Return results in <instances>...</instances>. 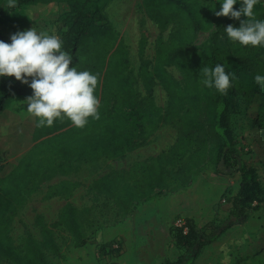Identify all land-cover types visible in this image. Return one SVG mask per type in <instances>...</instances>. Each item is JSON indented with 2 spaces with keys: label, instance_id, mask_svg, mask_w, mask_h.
Here are the masks:
<instances>
[{
  "label": "trees",
  "instance_id": "1",
  "mask_svg": "<svg viewBox=\"0 0 264 264\" xmlns=\"http://www.w3.org/2000/svg\"><path fill=\"white\" fill-rule=\"evenodd\" d=\"M109 1L16 0L15 7L63 3L65 12L55 35L62 41V49L73 57L70 67L99 73L93 94L99 100L100 119L88 118L83 128L74 127L67 119L37 127L38 118L30 114L29 124L22 123L18 129L10 126L19 141L10 159L3 161L4 152L0 150V259L10 264H51L46 252H58L54 226H61L75 247L82 246L87 239L80 211L65 199L51 224H45L40 216L34 218L39 239L27 235L19 247L12 244L6 231V215L19 204L23 191L34 178L51 169L55 160L122 158L142 142L154 123L174 128V140L166 151L91 181L92 192L107 200L120 218L131 214L138 203L185 187L204 163L215 174H238L235 193L226 196L224 189L219 197L229 203L224 221L217 218L218 201L211 207V218L201 226L191 218H183L171 233L172 243L182 251L174 260L165 259L162 264H193L202 247L225 230L242 224L248 213L264 202V186L256 170L237 151L230 123L239 95H254L258 102H264V88L254 80L257 74L264 76V63L253 47L232 42L231 48L225 49L220 41L221 36L229 40L224 30L228 24L239 27L240 20L246 17H217L214 12L221 7L218 0H208L203 11L198 0H140L144 15L159 33L171 25L165 39L160 34L156 36L151 64L139 60L136 73L145 94L141 104L127 73L125 46L102 11ZM4 2L8 0H0V4ZM233 7L239 10L240 0ZM254 14L264 21V0L254 6ZM202 33L207 37L197 42ZM0 40L11 43L10 38ZM144 44L145 35L140 32L138 58ZM216 64H222L227 73L237 77L231 80L227 95L202 83V67L214 68ZM168 66L178 71L179 80L166 71ZM154 80L166 96L162 111L152 102ZM31 94L32 89L14 76L0 77V121L8 119L5 105L9 99ZM72 186L67 181L51 184L44 197L62 194L67 198Z\"/></svg>",
  "mask_w": 264,
  "mask_h": 264
},
{
  "label": "rangeland",
  "instance_id": "2",
  "mask_svg": "<svg viewBox=\"0 0 264 264\" xmlns=\"http://www.w3.org/2000/svg\"><path fill=\"white\" fill-rule=\"evenodd\" d=\"M207 1L198 0L202 11ZM218 2L221 4L222 0ZM7 4H0V37L4 39L32 27L37 32L55 35L65 12L63 4L57 3L44 7L28 4L14 8L6 7ZM102 11L125 46L127 73L137 100L144 104L145 94L136 73L139 60L151 64L156 36L160 34L165 39L171 25L159 33L154 23L144 15L140 0H110ZM140 32L145 35V44L138 58ZM206 37V33L199 34L197 42ZM220 41L223 48H231L232 41L224 36ZM253 48L258 59L264 63V47ZM165 69L179 80V73L173 66ZM257 98L254 95H239L230 123L237 151L256 170L264 186V102H258ZM25 99L15 97L6 102L5 106L9 109L6 108L8 113L6 111L4 115L7 113L8 119L0 121L3 161L10 159L19 141L10 126L18 129L22 123H30ZM152 102L160 111L166 102L157 80L152 84ZM174 137L173 127L154 123L142 142L122 158L98 156L71 162L55 160L51 169L27 185L19 204L6 215V231L12 244L19 247L27 235L39 239V227L34 223V218L40 216L45 224H51L67 199L80 211L87 239L82 246L75 247L70 235L61 226H54L52 231L58 252L55 255L46 252L51 264H162L165 259L174 260L182 250L172 243V228L181 224L183 218H191L197 226L203 225L211 218V207L217 201L218 221H224L229 203L225 198L219 200V197L224 189H227L226 196L235 193L237 173L215 174L204 163L188 185L138 203L132 213L124 218H120L111 204L95 195L90 188L91 181L102 174L128 168L135 162L166 151ZM59 181L73 184L67 198L62 194L44 197L46 188ZM258 206V209L248 213L242 224L225 230L213 242L202 247L193 264H264V202ZM85 208L87 212L82 211ZM0 264L10 263L0 259Z\"/></svg>",
  "mask_w": 264,
  "mask_h": 264
},
{
  "label": "clouds",
  "instance_id": "3",
  "mask_svg": "<svg viewBox=\"0 0 264 264\" xmlns=\"http://www.w3.org/2000/svg\"><path fill=\"white\" fill-rule=\"evenodd\" d=\"M259 0H240L239 10L233 5L237 0H222L217 17L240 20V26L228 24L224 30L232 42L242 46L264 47V21L255 18L254 6ZM16 0H8L6 7H15ZM212 8V7H211ZM215 10V7L212 8ZM11 43L0 40V77H15L28 85L32 94L24 100L27 111L37 119V127L52 126L59 119L70 120L74 127L83 128L88 118L100 119L99 100L93 94L99 73L77 71L70 67L73 57L62 49V41L48 32H37L34 27L17 31L10 36ZM202 83L227 95L237 79L227 73L222 64L214 68L202 67ZM30 78V79H29ZM255 83L264 88V76L257 74Z\"/></svg>",
  "mask_w": 264,
  "mask_h": 264
},
{
  "label": "crops",
  "instance_id": "4",
  "mask_svg": "<svg viewBox=\"0 0 264 264\" xmlns=\"http://www.w3.org/2000/svg\"><path fill=\"white\" fill-rule=\"evenodd\" d=\"M53 3H57V2H50V3L46 4L45 6H50V5L53 4ZM57 4H63V3H57ZM63 6H64V5H63ZM42 7H44V6H42Z\"/></svg>",
  "mask_w": 264,
  "mask_h": 264
}]
</instances>
